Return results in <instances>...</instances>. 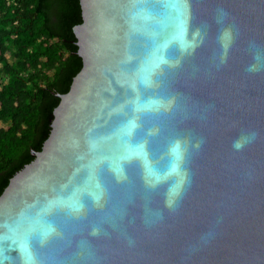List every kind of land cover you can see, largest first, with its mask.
<instances>
[{
    "label": "water",
    "instance_id": "1",
    "mask_svg": "<svg viewBox=\"0 0 264 264\" xmlns=\"http://www.w3.org/2000/svg\"><path fill=\"white\" fill-rule=\"evenodd\" d=\"M78 6L80 68L0 192V264H264V0Z\"/></svg>",
    "mask_w": 264,
    "mask_h": 264
},
{
    "label": "trees",
    "instance_id": "2",
    "mask_svg": "<svg viewBox=\"0 0 264 264\" xmlns=\"http://www.w3.org/2000/svg\"><path fill=\"white\" fill-rule=\"evenodd\" d=\"M78 0H0V192L49 131L80 68L71 28Z\"/></svg>",
    "mask_w": 264,
    "mask_h": 264
},
{
    "label": "clouds",
    "instance_id": "3",
    "mask_svg": "<svg viewBox=\"0 0 264 264\" xmlns=\"http://www.w3.org/2000/svg\"><path fill=\"white\" fill-rule=\"evenodd\" d=\"M235 146H236V147H240V145H239V144H236Z\"/></svg>",
    "mask_w": 264,
    "mask_h": 264
},
{
    "label": "rangeland",
    "instance_id": "4",
    "mask_svg": "<svg viewBox=\"0 0 264 264\" xmlns=\"http://www.w3.org/2000/svg\"><path fill=\"white\" fill-rule=\"evenodd\" d=\"M1 125V124H0Z\"/></svg>",
    "mask_w": 264,
    "mask_h": 264
}]
</instances>
